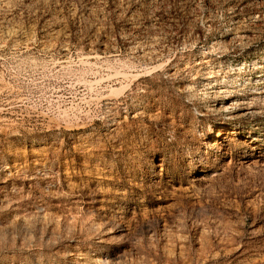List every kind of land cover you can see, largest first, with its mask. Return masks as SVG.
I'll return each instance as SVG.
<instances>
[{
	"label": "rangeland",
	"instance_id": "obj_1",
	"mask_svg": "<svg viewBox=\"0 0 264 264\" xmlns=\"http://www.w3.org/2000/svg\"><path fill=\"white\" fill-rule=\"evenodd\" d=\"M0 264H264V0H0Z\"/></svg>",
	"mask_w": 264,
	"mask_h": 264
},
{
	"label": "bare ground",
	"instance_id": "obj_2",
	"mask_svg": "<svg viewBox=\"0 0 264 264\" xmlns=\"http://www.w3.org/2000/svg\"><path fill=\"white\" fill-rule=\"evenodd\" d=\"M229 103H230L229 100H227V102H226L225 105H229ZM231 106H232V105H231ZM226 107H229V106H226Z\"/></svg>",
	"mask_w": 264,
	"mask_h": 264
}]
</instances>
